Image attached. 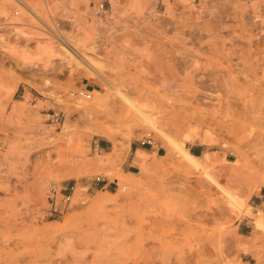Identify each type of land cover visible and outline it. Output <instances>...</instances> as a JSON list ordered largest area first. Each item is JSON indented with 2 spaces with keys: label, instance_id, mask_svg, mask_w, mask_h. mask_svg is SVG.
<instances>
[{
  "label": "rangeland",
  "instance_id": "obj_1",
  "mask_svg": "<svg viewBox=\"0 0 264 264\" xmlns=\"http://www.w3.org/2000/svg\"><path fill=\"white\" fill-rule=\"evenodd\" d=\"M119 91L148 95L170 153ZM102 97L91 119L59 100ZM261 214L264 0H0V264H264Z\"/></svg>",
  "mask_w": 264,
  "mask_h": 264
},
{
  "label": "bare ground",
  "instance_id": "obj_2",
  "mask_svg": "<svg viewBox=\"0 0 264 264\" xmlns=\"http://www.w3.org/2000/svg\"><path fill=\"white\" fill-rule=\"evenodd\" d=\"M67 45L69 47V53H72L76 59V63L77 65H84L83 63H80L82 61H78L77 59V51L79 49L76 48V44L75 42H73L72 39H68L67 40ZM78 45V44H77ZM75 48V50L73 49ZM81 48V47H80ZM81 52L82 55H84L82 53V50L79 51ZM88 58V57H86ZM91 59V58H90ZM90 62V61H89ZM96 63V62H95ZM92 64V63H91ZM97 67H95L94 65H91V72H92V75L94 74H98V71L96 69ZM90 69V68H89ZM94 73V74H93ZM100 73V72H99ZM106 81L107 79L105 77H103ZM108 82V81H107ZM107 84V83H106ZM192 93H195L194 91H192ZM118 95H119V98L122 102L124 103H127V104H130V105H133L135 110H136V114L135 116H137V118H139L140 120H142L145 124H147L148 126L158 130L162 136L164 137V140L166 143H168V149H167V152L170 153L171 152V149H170V146L169 144L172 143L173 141L170 140V138L167 136L166 133H164L161 128L158 127V125L156 124V121H155V118L153 116V114L150 112V109H152L151 107V104L149 102V97H147L148 95H146L144 92H138V97L136 98H130L126 92L124 91H119L118 92ZM100 97V96H99ZM198 98V97H197ZM59 100L63 103H65V107L67 108V110L71 109V108H79L80 110H84V112L87 114V116L89 117V119H91V110L97 108L98 106H101L102 105V102L104 100V98H98L96 99L94 102L95 105H88L89 102H85L84 100H82L81 98L78 99V101H73V102H64L63 99L59 98ZM105 101V100H104ZM169 101V100H168ZM106 102V101H105ZM104 102V104H105ZM172 103V102H171ZM132 106V107H133ZM65 108V109H66ZM118 112V111H117ZM128 113V112H127ZM121 121V120H120ZM123 122V121H121ZM124 123V122H123ZM191 123V122H190ZM193 123V122H192ZM65 125V124H64ZM194 125V124H193ZM191 126V124H190ZM189 126V127H190ZM66 127V126H65ZM192 127V126H191ZM193 128V127H192ZM191 128V129H192ZM195 128V127H194ZM194 130V129H193ZM101 134L103 135H107V136H111V134L108 132V131H104V130H101L100 131ZM184 134V133H183ZM171 137V136H170ZM194 137H196V133L192 130H189L187 131L184 135H183V139L184 141H187V140H192ZM173 140V139H172ZM184 141H182L181 143H179L178 141L175 140V142H178L179 144L177 143H174L176 144V148L178 149V158H179V161L180 163L184 166V167H187L189 168L190 166H194L196 168L199 169V172L202 173L204 176H205V179H208L209 182L212 181L213 183H216L214 181H216L217 179H215L212 174V172L207 168L208 167V162L211 158V155H210V152L209 151H202L201 153H194L192 152L190 149H188L185 144H184ZM175 148V149H176ZM113 156V155H112ZM107 159V158H106ZM105 158L102 157L101 158V161H104ZM139 174L143 175V170L139 172ZM200 178V177H199ZM204 179V180H205ZM128 182V181H127ZM130 183L132 184H135V182L133 181H129ZM218 183V182H217ZM215 185V184H214ZM226 189V188H225ZM223 188V190H225ZM230 191V190H228ZM227 192V191H226ZM225 192V193H226ZM228 193V192H227ZM231 193V192H230ZM228 193V195H231L233 193ZM227 195V196H228ZM226 196V197H227ZM232 196V195H231ZM232 198V197H231ZM106 199L105 197L101 196V195H96L94 197V201H102ZM230 199V198H229ZM234 198H232L233 200ZM231 200V202H233ZM229 201V200H228ZM230 202V201H229ZM101 203V202H100ZM234 203V202H233ZM233 203H230L232 205H234ZM247 212L251 211L249 208L246 209ZM255 227L262 231H264V214H261V215H258L256 218H255Z\"/></svg>",
  "mask_w": 264,
  "mask_h": 264
},
{
  "label": "built area",
  "instance_id": "obj_3",
  "mask_svg": "<svg viewBox=\"0 0 264 264\" xmlns=\"http://www.w3.org/2000/svg\"><path fill=\"white\" fill-rule=\"evenodd\" d=\"M19 1L20 0H16ZM104 2L101 1L97 7L99 10L102 9ZM15 13H18V10H14ZM73 95L81 96L86 99L91 97V92L87 88H82L78 91H73ZM58 114V113H56ZM57 118V117H56ZM139 143L142 146H153L156 143V140L153 138L150 132H147L139 139ZM103 178L100 175L96 176V181H101ZM73 186H70L72 188ZM72 192L66 187H57V185L50 184L48 188L47 201L49 203V208L51 213L59 215L64 210V205L70 201Z\"/></svg>",
  "mask_w": 264,
  "mask_h": 264
},
{
  "label": "crops",
  "instance_id": "obj_4",
  "mask_svg": "<svg viewBox=\"0 0 264 264\" xmlns=\"http://www.w3.org/2000/svg\"><path fill=\"white\" fill-rule=\"evenodd\" d=\"M145 150V148H136L131 152L130 154V159H129V164H135L134 162L137 161L138 157H140V154L142 153V151ZM146 151V150H145Z\"/></svg>",
  "mask_w": 264,
  "mask_h": 264
},
{
  "label": "trees",
  "instance_id": "obj_5",
  "mask_svg": "<svg viewBox=\"0 0 264 264\" xmlns=\"http://www.w3.org/2000/svg\"><path fill=\"white\" fill-rule=\"evenodd\" d=\"M192 152H194V153L198 154V152H196V151H194V150H192Z\"/></svg>",
  "mask_w": 264,
  "mask_h": 264
}]
</instances>
